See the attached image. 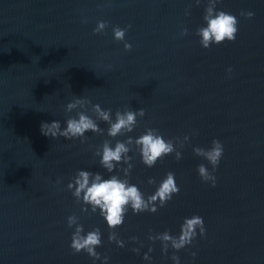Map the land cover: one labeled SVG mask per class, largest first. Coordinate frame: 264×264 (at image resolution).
I'll return each instance as SVG.
<instances>
[{"label": "water", "instance_id": "1", "mask_svg": "<svg viewBox=\"0 0 264 264\" xmlns=\"http://www.w3.org/2000/svg\"><path fill=\"white\" fill-rule=\"evenodd\" d=\"M206 3L0 0V264H94L69 248L74 228L66 221L73 213L85 233L100 229L102 247L96 251L109 257L108 264H172L173 251L162 255L160 243L148 241L149 229L153 235L168 230L178 236L184 218L193 215L203 218L206 234L175 253L181 264H264V0H222L217 9L237 17L238 33L234 42L208 50L195 35ZM241 11L255 17L245 20ZM98 21L109 26L93 35ZM128 25L125 41L132 51L125 52L112 28ZM184 27L189 35L181 37ZM74 95L111 109L113 120L118 109L143 108L145 116L127 134L133 138L146 128L166 139L190 137L179 163L168 156L149 169L129 153L134 156L130 182L146 197L167 172L175 173L180 191L156 214L129 210L116 230L123 249L108 243L99 214H82L67 191L78 170L105 179L122 175L120 166L109 174L93 156L96 146L111 139L108 125L98 122L105 134L88 132L85 143L41 133L42 122L66 127L76 115L65 113ZM87 114L92 116L91 106ZM125 139H112V146ZM213 139L224 145L215 188L201 183L196 168L207 162L192 151L207 149ZM149 178L157 183L149 185ZM134 236L144 245L139 255L131 251L140 247L131 242ZM145 254L150 261L143 260Z\"/></svg>", "mask_w": 264, "mask_h": 264}, {"label": "clouds", "instance_id": "2", "mask_svg": "<svg viewBox=\"0 0 264 264\" xmlns=\"http://www.w3.org/2000/svg\"><path fill=\"white\" fill-rule=\"evenodd\" d=\"M221 2L222 0H207L203 15L204 23L196 29L195 35L199 37L200 46L205 50L210 49L213 45L219 46L225 42L232 43L236 40L240 21L235 15L222 9L218 10L217 5ZM200 3L201 0H195L197 7ZM191 7L190 4L189 8L186 9V16L190 15ZM240 16L245 20H252L255 13L241 11ZM81 22L87 23V20ZM108 26L106 21H98L97 26L93 29V35L104 34ZM130 28L131 25L123 29L119 26L112 28L115 41L124 44L125 52L132 51V45L125 41L126 33ZM188 35L189 30L184 27L180 36L186 37ZM228 72L231 73L232 69L229 68ZM89 106H91V113L95 119L87 114ZM73 112L76 115L70 116L66 120V127L63 130L59 121L42 122L41 133L52 140L62 137L66 140L79 139L81 143H85L87 139L85 134L88 132L101 136L105 134V130L99 127L98 122H104L108 125L106 134L111 139H105L101 145L96 146L93 156L99 158L100 167L109 174L120 166L118 171L122 175L113 174L105 179L99 172L78 170L74 176L70 177L67 191L72 193L76 204L80 205L82 214L87 216L99 214L108 228V243H115L118 248L123 249L125 242L119 237L116 230L124 224L129 210L133 215L146 212L156 214L159 209L166 207L173 196L178 195L180 191L176 183L175 173L167 172L154 193L146 197L137 185L130 182L134 156H130L129 153L134 152L139 155L141 163L149 169L155 167L157 162H163L168 156H174L175 161L179 163L183 158L182 150L185 146H191L190 137L185 135L183 139L179 137L166 139L162 133L154 128H146L138 138L128 136L127 134L132 133L137 127L138 118L142 119L145 116L143 108L133 110L125 107L122 111L118 109L113 120L111 109L102 110L100 105H92L91 100L87 97L74 95L72 101L65 107L66 114ZM198 134V132L194 133V135ZM118 136H127V139L117 140L113 147L111 141ZM192 151L195 156L207 162V165L201 163L196 168L201 183L215 188L217 185L215 173L224 155L223 143L218 139H213L207 149L193 147ZM147 182L149 185L157 183L155 178H149ZM59 183L61 181L58 179L57 184ZM66 222L69 228H74L69 245L72 253L84 252L93 260L94 264L97 260H100L101 264H108L109 257L107 255L102 257L96 251L97 248L102 247L100 229L93 228L85 233L80 216L75 213L68 216ZM205 234L206 228L203 218L199 215H193L190 218H184L178 236L172 235L168 230L153 235L152 230L149 229L147 239L152 244L157 241L160 243L162 255L167 256L169 249H171L174 253L169 257L172 264H181L180 257L175 253L193 246L198 235L203 238ZM131 242L140 244V247L131 249L134 254L139 255L140 248L144 246L143 243L135 236L131 237ZM153 251L152 247L148 248V253ZM189 255L194 260L197 252H190ZM143 260L150 261V255L145 254Z\"/></svg>", "mask_w": 264, "mask_h": 264}]
</instances>
